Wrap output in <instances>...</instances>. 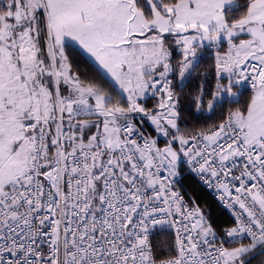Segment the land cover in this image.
Segmentation results:
<instances>
[{
  "label": "snow or ice",
  "instance_id": "1",
  "mask_svg": "<svg viewBox=\"0 0 264 264\" xmlns=\"http://www.w3.org/2000/svg\"><path fill=\"white\" fill-rule=\"evenodd\" d=\"M0 264H264V0H0Z\"/></svg>",
  "mask_w": 264,
  "mask_h": 264
},
{
  "label": "trees",
  "instance_id": "2",
  "mask_svg": "<svg viewBox=\"0 0 264 264\" xmlns=\"http://www.w3.org/2000/svg\"><path fill=\"white\" fill-rule=\"evenodd\" d=\"M207 65L202 66V71L204 68H206ZM195 84V78H193L191 84L185 89V91H190L192 86ZM184 188L188 192H193L195 195L199 196L202 200L207 201L210 204H213V215L218 216L220 219V222H223L224 219L227 216L226 211L221 212L216 209L215 204L213 203V197L207 192L206 189L201 188L197 182H195L191 178H187L183 181ZM172 236L170 234H158L156 238L154 239V244L161 250V251H167L168 244L171 243Z\"/></svg>",
  "mask_w": 264,
  "mask_h": 264
},
{
  "label": "built area",
  "instance_id": "3",
  "mask_svg": "<svg viewBox=\"0 0 264 264\" xmlns=\"http://www.w3.org/2000/svg\"><path fill=\"white\" fill-rule=\"evenodd\" d=\"M210 195H211V193L209 192V191H207ZM212 196V195H211Z\"/></svg>",
  "mask_w": 264,
  "mask_h": 264
}]
</instances>
